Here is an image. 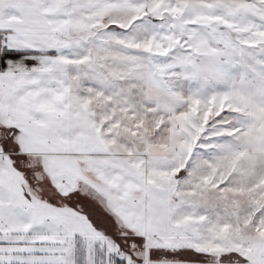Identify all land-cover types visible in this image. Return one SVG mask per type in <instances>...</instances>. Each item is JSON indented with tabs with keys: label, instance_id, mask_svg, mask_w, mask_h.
<instances>
[{
	"label": "snow or ice",
	"instance_id": "obj_1",
	"mask_svg": "<svg viewBox=\"0 0 264 264\" xmlns=\"http://www.w3.org/2000/svg\"><path fill=\"white\" fill-rule=\"evenodd\" d=\"M0 264H264V0H0Z\"/></svg>",
	"mask_w": 264,
	"mask_h": 264
}]
</instances>
